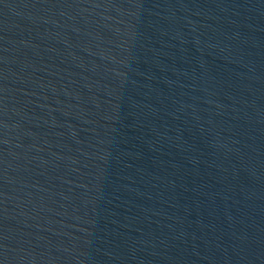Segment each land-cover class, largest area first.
Masks as SVG:
<instances>
[{
	"label": "water",
	"instance_id": "obj_1",
	"mask_svg": "<svg viewBox=\"0 0 264 264\" xmlns=\"http://www.w3.org/2000/svg\"><path fill=\"white\" fill-rule=\"evenodd\" d=\"M0 59L113 128L264 264V0H0Z\"/></svg>",
	"mask_w": 264,
	"mask_h": 264
}]
</instances>
